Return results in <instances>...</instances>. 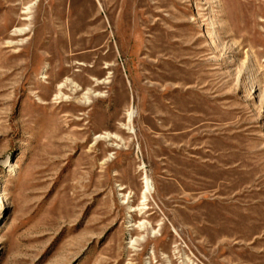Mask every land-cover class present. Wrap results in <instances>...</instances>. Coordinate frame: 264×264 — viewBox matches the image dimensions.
<instances>
[{
	"label": "rangeland",
	"instance_id": "374dc122",
	"mask_svg": "<svg viewBox=\"0 0 264 264\" xmlns=\"http://www.w3.org/2000/svg\"><path fill=\"white\" fill-rule=\"evenodd\" d=\"M0 264H264V0H0Z\"/></svg>",
	"mask_w": 264,
	"mask_h": 264
},
{
	"label": "bare ground",
	"instance_id": "6f19581e",
	"mask_svg": "<svg viewBox=\"0 0 264 264\" xmlns=\"http://www.w3.org/2000/svg\"><path fill=\"white\" fill-rule=\"evenodd\" d=\"M129 117H130V115H129ZM146 186H147V185H146ZM146 186H145V187H146ZM145 190H146V189H145ZM142 195H143V193H142ZM146 195H147V194L145 193V197H146ZM148 196H149V195H148Z\"/></svg>",
	"mask_w": 264,
	"mask_h": 264
}]
</instances>
